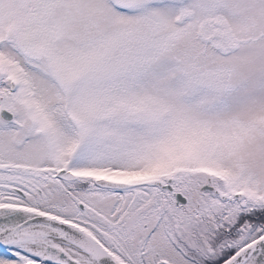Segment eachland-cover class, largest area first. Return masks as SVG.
Wrapping results in <instances>:
<instances>
[{
    "label": "snow or ice",
    "instance_id": "snow-or-ice-1",
    "mask_svg": "<svg viewBox=\"0 0 264 264\" xmlns=\"http://www.w3.org/2000/svg\"><path fill=\"white\" fill-rule=\"evenodd\" d=\"M0 264H264V0H0Z\"/></svg>",
    "mask_w": 264,
    "mask_h": 264
}]
</instances>
